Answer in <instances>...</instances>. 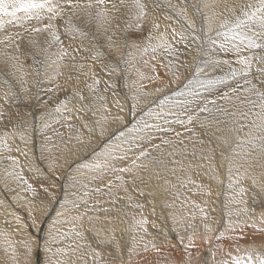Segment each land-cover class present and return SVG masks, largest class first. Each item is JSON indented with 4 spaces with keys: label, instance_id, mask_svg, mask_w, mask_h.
Here are the masks:
<instances>
[{
    "label": "bare ground",
    "instance_id": "6f19581e",
    "mask_svg": "<svg viewBox=\"0 0 264 264\" xmlns=\"http://www.w3.org/2000/svg\"><path fill=\"white\" fill-rule=\"evenodd\" d=\"M146 2L150 6L160 4L161 7L155 9L149 7L148 16L136 41L140 45L139 48L131 47V41L129 46L124 45L123 18L121 13H112L118 19L113 21V31L116 34L113 37L115 43L111 47L103 28L97 29L94 24L85 25L80 22L89 35L78 36L75 40L77 45L75 42L70 43L71 47L66 45L69 56L59 65L51 63V60L55 59L57 46L54 45L48 50V53H51L50 58L49 54L43 51L46 34L27 31H25L27 34H23L25 28L16 25H6L0 30V39L5 35L20 33V36L15 37L19 51L14 52L13 45L7 42L0 44V61L5 59V53L8 56L15 54L20 58L18 63L9 60L7 67L0 64V112H3V116H0V150H7L4 147L7 144V147L12 149L9 155L15 159L17 155L21 156L18 165H13V161L10 160L6 167L0 160V201L8 204L6 197H11L8 202L13 207L11 210L5 205L9 212V222L0 217V233L8 234L7 236L0 234V264H112L115 249L111 245L96 242L94 232L97 227H101V223L95 219L90 221L89 217H101L102 220L107 217L111 220L110 225L105 221L103 227L115 228L114 235L121 242V256L116 264H156L162 260L169 261V258L173 261H169L170 263L180 264L181 261L189 260L185 258L184 253L187 255L191 253L190 264H222L225 261L231 262L233 256L247 252L252 253L256 264H259L257 256L264 257V231H258L264 229V223L260 220V204L253 202L254 194L257 201L264 199V195L259 193L258 188L253 187L251 180V176L259 177L264 171L261 167L264 165V153L253 144H241V141L251 138L248 132L254 117L251 114L248 119L239 116L240 111H247L249 108L245 100L249 94L241 89L238 93H232L231 99L226 100L220 93L221 91L231 93L229 87L189 83L190 80H204L209 76L219 79L221 73L212 70L209 66L210 61L235 59L231 53L222 52L219 55L215 50V40L219 38L215 36V30L219 27L222 17H216L212 24L213 32L208 33L213 36V40L204 38V33L199 31L201 27L207 31L206 17L219 12H223L225 17H231L232 13L224 10L225 4L235 6L236 14H240L241 6L257 4L258 0H146ZM204 3L215 7L204 8L202 6ZM194 4L201 7L199 13L193 9ZM184 16L195 23L197 28L195 33L187 30ZM153 19L159 22L160 28L152 29L153 39L149 41L146 37ZM40 23L42 26L46 21ZM117 24L119 29L115 27ZM35 25H37L35 20L25 22V27ZM173 29L177 33L182 32L186 39L181 40L179 35L174 36ZM193 36L196 39H193ZM62 39L65 42L68 40L64 36ZM29 40L38 41L40 45V50H33L34 56L26 52V48L30 47ZM164 41L172 45L174 55L167 56L160 47L153 52L149 46L160 45ZM77 47L80 50L74 52L73 49ZM221 47L224 48L223 43ZM251 54L252 52L242 53ZM72 56H75L74 60L71 59ZM169 61L176 69L169 68ZM12 64H16V67H11ZM81 64L84 65L83 68L80 67ZM255 66L254 63L253 67ZM173 70H178V78L172 75ZM195 73L202 74L197 77ZM57 76L62 79L58 82L68 86L61 99L62 103L68 101V110H64V115L72 116L71 120H62L71 125L77 123L80 127L76 125V128L82 127L84 130L67 128L60 132V135L51 137L54 145L50 143L49 147L47 141L41 148L40 141L46 125L57 124V116L60 117L54 111L57 108ZM93 76L100 81L98 86H94L96 90L87 87L93 84ZM240 82L243 83V80ZM231 83L234 85L235 81ZM161 88L166 91H161ZM187 90L189 91L184 93L182 98L163 97V93L166 92H174L175 96ZM77 92L85 97L84 101L78 99L75 95ZM97 95L105 97L107 112L101 110L96 116H92L91 112L75 111L82 103L85 105L104 103L101 100H93ZM179 99L187 106L188 112L183 108H176L181 104L177 102ZM251 99L255 97L252 96ZM211 100L215 101V105L208 103ZM205 103L212 109L210 113L198 110L195 113L191 112V109L197 108V104L202 106ZM220 108L236 112L237 115L235 117L225 115L218 110ZM45 110L51 111L46 113ZM177 114L185 121L189 114L197 118L192 124L180 125L175 122ZM101 116L107 117L102 121V125L109 129L105 130L103 137L98 140L101 142V145H98L93 133L85 132L88 130L83 125L100 119ZM149 118L152 119L153 127L147 134L154 136L155 143L159 139L172 143L167 144V147L158 148V151L163 153L162 157L161 154L152 156L145 162L163 158L168 169L176 168V173L159 168L160 179L153 175L150 184L140 185L145 191L144 196L133 190L131 184L127 185V194L123 188L113 187L111 195L108 188L102 185L99 187L103 189L102 192L87 197V200L94 201V204L86 205L87 210L84 206L87 200L78 203L77 209H69L68 190H78L70 185V175L85 160L93 159L97 151L106 146L105 141L109 142L128 125L133 123L135 125ZM209 120L213 121L211 127H201L202 123ZM72 132H77L75 141L69 139ZM108 135H111V138H106ZM77 136L80 140L76 139ZM135 140L139 145L142 136L137 135ZM259 143L255 141V144ZM110 145L115 146L117 143ZM17 148L27 151L28 156L21 155L16 151ZM169 152L174 155L169 156ZM44 158H47L48 162H43ZM174 160L182 161V165L172 163ZM37 168L44 174L36 175ZM10 172L12 175L8 174ZM16 173L23 176L24 180L19 179ZM88 175L85 173L83 178ZM123 175L126 180H130L128 174ZM143 175L147 177L149 173ZM100 180L104 183L114 181L115 185L120 184L119 180L109 175L100 177ZM24 181H27V184ZM18 182L22 183L21 186ZM28 184L36 188L35 192L27 189ZM230 184L238 186L236 191H232ZM241 187L247 189L242 197L237 195ZM79 188L89 189L83 185ZM149 191L154 192V197L147 195ZM93 195L94 197H90ZM128 195L132 196L131 200L127 199ZM233 197L238 201L246 200V206L250 210L255 208V213L249 211L246 215L242 211L245 204L233 203ZM113 200L116 202L112 203ZM137 203L143 204L144 207H135ZM162 207H166L163 213L167 216L161 218L157 213ZM101 208L110 211L105 213L100 211ZM78 216H82L83 219L79 221L73 219ZM53 217L56 219L53 222L57 224V230L55 227L53 230L48 229L50 227L48 223ZM141 219L147 221L144 226L147 231L137 225L136 222ZM205 224L210 231L205 230ZM77 232L81 235L77 236ZM241 234L244 239L236 241L235 238ZM105 235L111 233H102L99 239L103 240ZM181 238L183 245L180 243ZM190 241L193 246L186 248ZM237 243L240 247L239 252L236 251ZM145 245L147 251H144ZM218 247L224 248L223 251ZM93 249L100 255L95 256Z\"/></svg>",
    "mask_w": 264,
    "mask_h": 264
},
{
    "label": "snow or ice",
    "instance_id": "6c2138e0",
    "mask_svg": "<svg viewBox=\"0 0 264 264\" xmlns=\"http://www.w3.org/2000/svg\"><path fill=\"white\" fill-rule=\"evenodd\" d=\"M171 6V5H170ZM204 8L215 7V5H210L208 3H204L202 5ZM152 7L153 9L161 7L160 4L149 5L146 0H0V30H3L6 25H16L21 28H25V31L28 33H43L46 34L44 40V49L45 53H48V50L52 48L54 45L58 47V50L55 52V59L51 60L53 65H59L65 59V57L69 56L68 50L64 46V39L62 36L66 37L69 41H75L78 36H86L89 35V32L81 26L82 22L85 25H95L97 29L103 28L104 33L106 34V38L109 41V46L111 47L115 41L113 37L115 36V31H113V21L117 20L118 17L113 15L112 13H121V17L123 18V33L125 35L124 45L129 46V41H131V47L139 48V44L136 42L140 36V30L143 29L144 20L148 16V9ZM193 9L199 13L201 11V7L197 5H192ZM123 10V11H122ZM224 10L232 13L231 17H225L223 12L214 13L212 16H207L208 20L207 31L201 27L199 31L204 33V38L208 40H213L212 35H208V33L213 32L212 24L217 16L222 17L220 19L219 27L215 30V36L220 37L223 40V47L225 54L231 53L235 56V59H214L210 61V67L213 71H219L221 73L220 78L217 79L215 76H209L204 80H190L189 83H199L201 86H214V85H224L225 87H229L231 89V93L221 91L220 95L223 99H231L232 93H238L241 89L249 94L248 97H245V100L249 104V108L247 111H240L239 116L243 119H248L251 114L254 117L251 120L249 125L248 136L251 137L248 140L241 141V144H253L254 147H258L261 153H264V0H258L257 4H245L240 8V14H236L235 6H229L228 4L224 5ZM23 15H20V14ZM183 14V13H182ZM166 19H171V17H166ZM187 30L190 33H195L197 31L196 25L193 21L184 16ZM37 21V25L32 27H25V22L27 21ZM46 21L41 26L40 22ZM59 21V23H57ZM79 21V22H78ZM119 29V25L115 26ZM160 24L156 19L152 20L151 27L148 30L147 39L151 41L153 39L152 29H159ZM173 35H179L181 40L186 39L183 33H177L175 29L172 30ZM20 36V33H16L15 35H5L3 39H0V44H4L7 42L10 45H13L14 52L19 51V44L15 43V37ZM23 39V37H20ZM193 39H196L193 36ZM28 45L30 47L26 48V52L32 54L34 56V49L40 50V45L38 41L29 40ZM153 52L157 50V47L163 48L167 56H172L175 53L174 48L167 41L162 42L160 45H151ZM71 47V44H69ZM79 47L73 49V51H79ZM146 50V49H145ZM245 52H252L251 55H242ZM257 52L259 54H257ZM49 54V58L51 53ZM99 53H97L98 55ZM131 55V53H129ZM5 59L0 61V64H3L5 67L9 65V60L19 62V56L13 54L12 56H8L7 53L4 54ZM94 58V57H93ZM71 59H75V56H72ZM255 63V68L253 67ZM168 66L170 69H176V66L168 62ZM11 67L15 68L16 64H12ZM81 68L84 67L83 64L80 65ZM40 74L39 68L37 69V75ZM202 73H195V76H200ZM87 75V73H85ZM172 75L178 78V70H173ZM243 80V83L240 81ZM235 81L233 85L231 82ZM7 83V81H6ZM100 81L93 76V84L87 85L90 90H96L94 86H98ZM78 99L82 102L85 97L79 92L75 93ZM254 96L255 99H251ZM93 100H101L104 103L100 104L98 107L93 104L92 108H88L83 103L81 106L75 111L77 113H86L91 112L92 116H96L97 112L103 110L107 112L108 109L105 107L107 103L105 97L97 95L93 97ZM163 103V101H161ZM215 105V101H208ZM208 103L200 106L197 104L196 109H191V112L195 113L197 110L199 112H211L212 109L208 107ZM68 101L65 100L59 107H57L54 111L60 115L61 119L71 120L72 116L64 115V110L67 109ZM185 112H188L189 109L187 106H182ZM259 109V111H256ZM225 115L236 116V112H229L227 109L220 108L218 109ZM71 111V110H69ZM0 116H3V112H0ZM49 118H51V114H49ZM78 119L81 117H77ZM197 117L189 114L187 120L181 119L179 114H177L176 123L180 125L192 124L193 120ZM106 116H101L100 119L94 120L93 123L102 126V121L106 120ZM117 119H122L117 117ZM57 123L60 121L57 120ZM213 121H206L201 124V127H211ZM47 126V125H46ZM144 126L147 127V122L144 123ZM68 127L71 129L72 125L69 123ZM84 128H87L89 132H92L93 129L88 126L87 123L83 125ZM103 134V133H101ZM58 135H60L58 133ZM123 135V132H121ZM180 135V133H177ZM72 137L70 136L69 139ZM21 139H24L23 134L21 135ZM77 140H80V137H76ZM237 139H239L237 137ZM255 141H259L260 143L257 145ZM81 143L83 141H80ZM164 144H170L172 141H162ZM227 143V141H225ZM105 144L108 145L109 142L105 141ZM138 146L136 142L130 141L127 146H121L119 144L113 146L109 145L105 149V157L107 163L103 165V169L107 175H111L115 177V180H119L120 184L115 185L114 181H109L105 184V186L109 190V195H111L112 188L118 187L123 188L124 192L128 193L127 185L131 184L133 190L138 191L139 195L144 196L145 191L140 185L147 186L151 183L153 175L156 179L161 178V174L159 172V168L168 169L167 162L163 159H153L145 162V158L149 157L150 152L148 150L141 149L139 154L137 155L135 152V148ZM7 148V151L11 152L12 149L7 147V144L4 145ZM158 148L159 145H156ZM16 151L20 152L21 155L27 157L28 152L24 149L17 148ZM129 153H132V160L129 166H121L129 159ZM169 156L174 155V153L169 152ZM163 153H161V157ZM8 159L13 161V165H18L19 160L9 156ZM140 161V163H138ZM174 164L182 165V161L174 160L172 161ZM264 168V165H261ZM171 173L175 174L177 169L171 168L168 169ZM181 171L183 168L181 167ZM231 166L229 167V179L231 180ZM143 173H149L147 177L143 175ZM12 175V173H8ZM44 174L40 168L36 169V175ZM123 174H128L130 180H126ZM17 177L21 180H24L23 176H20L19 173H16ZM248 176L247 170L245 171V177ZM179 179V177H177ZM253 187L258 188L259 193L264 195V171L260 173V176H251ZM139 181V183H137ZM27 184V181H24ZM167 183V181H166ZM183 184V182H182ZM28 188L32 189L35 192V189L32 188L31 184L27 185ZM231 187V184L229 185ZM47 191V189H45ZM94 192H102L103 189L96 187L93 189ZM247 192V189L241 187L237 195L244 196ZM148 196L154 197V192L149 191L147 193ZM122 199V197H118ZM127 199L131 200L132 196L128 195ZM115 203L116 201H111ZM233 203H244L245 207L242 211L247 215L249 211L255 213L256 209H249L247 205V201H238L235 197L232 200ZM253 202L260 204V220L261 223H264V199L257 201L256 196H253ZM135 207L143 208L144 205L137 203ZM198 207V206H197ZM100 211L107 213L110 209L101 208ZM203 211V209H201ZM87 215V213H85ZM127 215V213H125ZM17 219H19L17 217ZM74 220H82V216L74 217ZM92 219L97 220L101 223V227H97L94 232V237L97 238L96 242L98 244H107L111 245L115 249V255L112 257V264H116L119 261L121 256V242L117 240L114 233L115 228H107L103 227V223L106 221L109 225L111 224V220L107 217H104L103 220L101 217H89V220ZM138 226H140L144 231H147V228L144 227L147 224V221L141 219L136 222ZM245 223H247L245 221ZM33 225H35V221H33ZM206 231H210L208 225H204ZM231 227V224L229 225ZM254 228L255 225L253 224ZM258 231H264V229H259ZM111 233V235H105L104 239L101 240L102 233ZM241 233H243V229H241ZM2 235L7 236V233H0ZM77 236H80L81 233L77 232ZM193 235H195V229L193 230ZM222 235V233H221ZM133 239H135L133 237ZM243 234L237 236L235 238L236 241L243 240ZM180 243L183 245V239H180ZM193 244L190 241L186 248L192 247ZM80 247V245H77ZM91 248V245L88 246ZM95 256H99V252H95L93 249ZM144 251H147V245L144 246ZM236 251H240L239 244L237 243ZM189 260L181 261L180 264H190V256L191 253H188ZM231 255V253H229ZM257 260L259 264H264V257L257 256ZM222 264H256V261L252 258V253L247 252L243 255L233 256L231 262L225 261Z\"/></svg>",
    "mask_w": 264,
    "mask_h": 264
},
{
    "label": "rangeland",
    "instance_id": "374dc122",
    "mask_svg": "<svg viewBox=\"0 0 264 264\" xmlns=\"http://www.w3.org/2000/svg\"><path fill=\"white\" fill-rule=\"evenodd\" d=\"M23 34H27V32L25 33V30H23ZM71 42H75V41L67 40L64 43V46L67 45V47H68ZM222 43H223V40L220 37L218 38V40H215V45H216L215 46L216 47L215 50H216L217 54H219V55H221L222 52H224V48L221 47ZM76 45H77V43H76ZM177 45L180 47V45L178 43H177ZM61 80L62 79L57 76V107H59L62 104V102H61L62 95L64 94L65 91L68 90V86L66 84L58 82V81H61ZM129 86H131V85H129ZM178 89L179 88H176V90H178ZM161 91H166V90L164 88H161ZM188 91L189 90L183 91V92H181V93H179L178 95H175V96H174V92H172V93L166 92V93H163L164 94L163 97L164 98L165 97L182 98V95H184V93H186ZM167 94H173V95L172 96L171 95L167 96ZM163 97L161 98L162 100L164 99ZM164 101H168V100H164ZM177 102H179L181 104H180L179 107H176V108H182V106H184V104H182L183 102L180 99L177 100ZM93 104L94 103L87 104V105L84 104V105L87 106L88 108H92ZM99 105L100 104H97L96 106L98 107ZM50 111L51 110H45L44 112L48 113ZM57 120H59L60 122L57 123V124H55V123L47 124V127L44 129L45 133L41 137V141H40L41 148H43V146L46 144L47 141H48V146L50 147V143H52L51 142L52 141V138H51L52 136H55L56 134L58 135V133L66 130L67 128L70 129L67 126L68 122L63 121L58 116H57ZM145 122H147V127L144 126ZM87 124H88V126L90 128L93 129V131H92L93 134L92 135H93V138L96 139V141H98L99 139H101L103 137V134H100V133H104L105 130L109 129V128H107V126L97 125V124H94L93 122H88ZM76 125L78 127H80L77 123H75V124L73 123L72 124V128L70 130H84V129H82V127L81 128H76ZM152 127H153V122H152L151 118L145 119L144 122H142V121L138 122L135 125H134V123L130 124L127 127H125L124 130L118 132V134L116 136H114L113 138H111V135H108L106 138H111V140L109 141V144L106 145V146H109L110 144H113V143H117V144H119L121 146H127L130 141L136 142V140H135L136 136L140 135V136H142V141L139 142V145L135 148L136 154L138 155L139 152L141 151V149H144V150H148L150 152L149 157H146L145 160L150 159L152 156H158V155L161 154V152L158 151V148L161 147V146L167 147V144H164L162 142V141H165L163 139H159V141H157V143H155V141L153 140L154 136H150V135L147 134L148 133L147 131L150 128H152ZM85 132H89V131H85ZM121 132H123V135H121ZM89 134H90V132H89ZM76 135H77V132H75V133L72 132V139L74 141H75V136ZM159 142H161L160 145H159ZM52 145H54V144L52 143ZM98 145H101L100 141H98ZM156 145H159V147L157 148ZM106 146H103L100 150H98L93 159L85 160V162L82 165H79L78 168L74 171V173L72 175H70V185L72 187L78 189V190L77 191L68 190L69 194H70V204L68 206L69 209H73V210L77 209L79 207L78 203H80V202L84 203L87 200V197L89 195L99 194V193L93 191L94 188L100 187V186L106 184V183H104V182H102L100 180V177L108 176L105 173L104 169H103V165H105L107 163L106 159L103 158V157H105L104 149H105ZM9 156L12 157V155H9V151L0 150V160L2 161V163L5 166L7 164H10V160L11 159H8ZM81 157L83 158V156H81ZM16 158H17V160H20L21 156L17 155ZM131 160H132V153H129L128 161H126L121 166H129L131 164ZM43 162H48L47 158H44ZM139 162L140 161H138V163ZM85 173L89 174V175L87 177L83 178V175ZM109 176H111V175H109ZM112 177H114V176H112ZM18 184L21 186L22 183L18 182ZM81 185H83V186H85V187H87L89 189H87V190L80 189L79 187ZM237 187H238L237 185L232 184V186H231L232 191H236ZM27 189H30V188H27ZM34 189H36V188H34ZM90 197H94V195L90 196ZM8 199L11 200L12 198L11 197H6V201H7L8 204H6L5 202H1L0 201V217H3V220L7 221V222H9L8 221L9 220L8 219L9 218V212L7 211V207H5V205H7L11 210H13V207L8 202ZM177 200H180V198H177ZM93 202H94L93 200H87L85 202V205H84L85 208H86V205L88 203L94 204ZM87 209L88 208H86V210ZM165 209H166V207H162L161 211H159L157 213V215L159 217H161V218L162 217H166L167 215L165 213H163V211ZM54 220H56L55 217H53L49 221V223H48V225L50 226L48 228L49 230H53L54 227L57 230V224L55 222H53ZM218 243L220 244V241H218ZM218 248L221 249L222 251L224 249V248H221V247H218ZM184 256H185V258H189V255H187V253H184ZM170 260L171 259L169 258V261ZM169 261L162 260V261H158L156 264H175V263H170V262H173V261H170V262Z\"/></svg>",
    "mask_w": 264,
    "mask_h": 264
}]
</instances>
